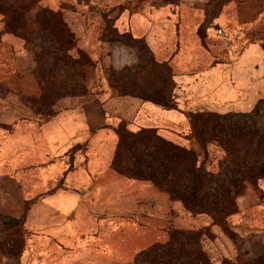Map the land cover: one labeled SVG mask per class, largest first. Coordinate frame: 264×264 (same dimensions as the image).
Returning a JSON list of instances; mask_svg holds the SVG:
<instances>
[{"label": "rangeland", "instance_id": "rangeland-1", "mask_svg": "<svg viewBox=\"0 0 264 264\" xmlns=\"http://www.w3.org/2000/svg\"><path fill=\"white\" fill-rule=\"evenodd\" d=\"M7 1L19 9L28 2ZM41 3L59 10L75 35L70 55L82 62L86 90L65 95L74 91L70 61L53 66L42 92L32 51L0 14V264H134L139 251L175 229L201 231L211 264H264V178L238 197V212L226 224L212 228L208 215L193 216L151 181L129 178L111 165L115 129H131L132 113L144 104L154 107L161 134L181 142L178 132L191 134L187 118L193 111L182 116L176 99L167 108L137 96H158L152 86L157 75L140 69L152 59L168 62L174 74H200L221 64L222 106L211 111H251L264 98V0ZM30 23L21 17L11 26L41 31ZM154 33L158 49L148 40ZM252 72L253 86L241 85ZM177 87L175 82L174 96ZM149 109L139 114L138 127ZM5 220L17 224L3 225Z\"/></svg>", "mask_w": 264, "mask_h": 264}, {"label": "trees", "instance_id": "trees-1", "mask_svg": "<svg viewBox=\"0 0 264 264\" xmlns=\"http://www.w3.org/2000/svg\"><path fill=\"white\" fill-rule=\"evenodd\" d=\"M3 1L0 14L5 26L11 32H17L32 51L36 63L34 74L39 79L41 91L45 92L52 78L49 76L53 66L62 68L71 61L74 64V91L65 95H84L82 62L70 55L76 38L61 12L42 5V0H28L20 9ZM215 1L225 5L231 0ZM30 11L34 13L30 24L41 31L36 33L34 26L29 25L28 31L11 26L21 17L29 22ZM49 43L55 47L53 50L47 48ZM151 61L140 69L157 75L152 86L158 96H137L170 108L175 104L173 69L168 62ZM65 88L66 85L61 86L62 90ZM188 119L191 134L177 133L179 140L186 142L167 137L154 126L128 129L125 124L120 125L115 129L118 143L112 168L129 178L151 181L172 201L181 202L193 216L205 214L213 224L224 225L238 212V197L249 185L256 186L264 178V98H260L251 111L196 110L188 114ZM15 224L17 221L14 220L3 221V225ZM134 264L211 262L202 245L201 231L175 229L168 232L165 241L139 251Z\"/></svg>", "mask_w": 264, "mask_h": 264}, {"label": "crops", "instance_id": "crops-1", "mask_svg": "<svg viewBox=\"0 0 264 264\" xmlns=\"http://www.w3.org/2000/svg\"><path fill=\"white\" fill-rule=\"evenodd\" d=\"M179 27V26H176ZM163 32H167V30H164L162 28ZM162 32V31H161ZM154 33L152 36H148V40H150L152 47L154 46L156 49H158L159 44H161V42L156 41L159 40L158 38H154L155 37ZM163 34V33H161ZM4 40L9 41L8 39H10L9 35L5 34L4 36ZM154 40V41H153ZM176 70V69H175ZM222 65L218 64V65H214L211 66L205 70L202 71V73L198 74L196 72H192L189 75L188 74H181V73H176L174 75V80L176 82V85L178 86L176 89V102H177V106L179 107V109L181 111H183L181 114L182 116L186 117L185 111H196V110H203V109H217L216 106H222V91L219 88V85L222 82V78H221V72H222ZM247 71V70H246ZM240 72V71H238ZM252 73H247L246 74V83L245 84H241V85H245L247 86V88L251 85L253 86L254 83V76L252 75ZM236 75V74H235ZM237 75L239 76V74L237 73ZM233 76V75H232ZM242 78V77H239ZM236 80H238V78H236ZM244 80V79H242ZM213 97L212 99H209L208 97ZM126 98H120L119 100H117L118 102H124ZM218 101V103H216ZM130 102H134L137 103L135 100L134 101H130ZM229 102V101H227ZM137 104H142L141 102L137 103ZM142 106V105H140ZM146 108H150L149 112L146 113L148 116L144 119V124L142 126H154V127H158V123H157V119L156 116H154L151 111L152 108H154L153 106L151 107V105L148 104H144L142 107H138V109H135V112L132 113V116L130 117V119L126 116H118L117 118H124V119H129L130 121H132L133 123L130 124V127L132 129L138 128L137 125V118L139 116V114L141 112H143L144 109ZM232 111V110H230ZM140 119V118H138ZM188 120V118H187ZM136 121V122H135ZM141 122H143V119L141 120ZM79 208L74 207V214L78 213ZM212 228H218L219 225L217 224H212L211 225ZM78 231L77 229L74 228V238L76 239ZM74 264H78L77 261L74 262Z\"/></svg>", "mask_w": 264, "mask_h": 264}]
</instances>
